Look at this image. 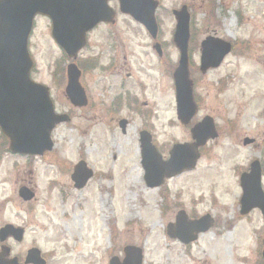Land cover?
Masks as SVG:
<instances>
[{"label":"rangeland","instance_id":"1","mask_svg":"<svg viewBox=\"0 0 264 264\" xmlns=\"http://www.w3.org/2000/svg\"><path fill=\"white\" fill-rule=\"evenodd\" d=\"M158 1L162 65L156 71L150 67L156 61L139 50L148 41L138 28L125 34L129 64L143 71L139 79L145 91L139 105L116 111L113 120L69 105L64 95L68 62L50 39L47 21L35 27L31 77L50 89L55 111L69 113L71 119L54 129V148L40 158L12 155L0 136V225L18 221L25 227L22 252L36 246L47 264H108L113 256L123 258L124 247L134 246L143 250V264H264L262 217L258 211L239 214V175L256 155L243 146V138L260 137L264 131V0ZM183 4H191L189 70L197 106L187 125L176 118L172 80L179 53L172 41L171 10ZM109 5L118 22L130 21L118 12L117 0ZM208 36L229 41L233 51L219 68L201 75L199 45ZM101 80L88 87L99 99L108 83ZM205 117L213 119L219 134L200 149L195 170L159 189L147 188L139 133L151 132L166 155L173 143L190 140V127ZM120 119L128 121L125 133ZM79 160L94 175L83 190L74 189L70 180ZM23 185L35 192L30 204L18 198L17 186ZM179 211L189 219L210 215L213 228L182 246L166 236Z\"/></svg>","mask_w":264,"mask_h":264},{"label":"water","instance_id":"2","mask_svg":"<svg viewBox=\"0 0 264 264\" xmlns=\"http://www.w3.org/2000/svg\"><path fill=\"white\" fill-rule=\"evenodd\" d=\"M118 2L121 13L143 24L155 37L157 26L154 13L157 3L154 0ZM37 14L52 19V36L55 42L68 58L74 60L84 46L85 33L98 22L113 18L106 0H0V130L9 139L11 153L30 156H42L51 151L52 131L57 125L69 121L66 115L54 113L48 89L30 79L33 62L27 45L33 18ZM70 14L72 18H69ZM173 14L177 23L173 42L180 53L178 67L173 74L177 117L181 123L188 124L196 110L192 99V83L188 79L189 15L185 7ZM81 15L84 18L77 24ZM230 50L229 43L213 37L206 38L201 43L200 71L205 73L211 68L219 67ZM66 77V97L73 106L81 107L85 104V98L79 86L80 72L75 64L67 66ZM125 126V121L120 122L122 132L125 131ZM191 134L194 143L191 146L174 145L165 162L153 147L150 135L145 132L140 134L141 165L148 188H157L165 178L180 175L196 166L198 148L205 145L208 139L216 137L212 120L203 119L191 130ZM248 142L245 140L244 144ZM91 176V170L81 161L74 167L71 179L79 189ZM240 185L243 191L240 214L245 215L253 209H259L264 220V193L261 190V171L257 162L251 164L250 173L241 176ZM20 197L29 201L33 198V193L23 188L20 190ZM211 227L212 220L208 215L191 222L184 212H179L175 224L168 225L167 235L188 245ZM3 231L14 233L10 226ZM21 232L20 230L19 236ZM29 256L34 259L33 264H45L38 250L29 251ZM109 264H142L141 251L135 247H126L123 261L113 258Z\"/></svg>","mask_w":264,"mask_h":264},{"label":"flooded vegetation","instance_id":"3","mask_svg":"<svg viewBox=\"0 0 264 264\" xmlns=\"http://www.w3.org/2000/svg\"><path fill=\"white\" fill-rule=\"evenodd\" d=\"M111 1L112 0H110V3ZM184 5L187 6L191 16V4H183L182 6ZM71 15L72 14L69 15V18H72ZM83 18L84 16L81 15V18L77 20V24L82 21ZM40 20L47 21L51 39L53 29L52 19L37 16L34 23L35 27ZM157 24L158 34L155 40L149 37L142 26L131 20L121 23L116 20L113 22H102L85 34V46L79 54L77 65L81 72L80 84L87 98V103H85V107L80 109V111H90V109H93L90 111L91 113L100 111L103 116H110V119L113 120L115 119L116 111L130 110L135 105H139V99L145 91L142 79H139V74L143 73V71L138 69L133 70L129 64L128 57L132 56V54H130L125 34H128L133 27L141 31V34L145 36L148 42L145 48L140 46L139 50L145 49L148 51L144 57H147V60H150L151 57V60L156 61L150 65L153 71H156L162 65L163 58V54L159 53L160 47L163 50V44L161 42L160 25L159 23ZM120 25L123 27H119ZM136 33L140 34L138 32ZM102 78L106 79L108 83L101 87L100 93L102 94V99H99L91 93L88 87L92 81L101 83ZM141 105L145 108L148 107L146 101ZM251 140V145L248 147H251L255 151V158L260 162L264 178L263 154L261 155V149H264V135L262 134L260 137L251 138ZM186 144L191 145V127L190 140H188ZM163 159H167L164 154ZM172 180H167L165 184H168ZM17 187L19 190L20 187ZM25 187L28 186L25 185ZM8 224L13 225L15 228H25L24 226H20L17 221L3 223L0 225V229ZM7 235L9 234H5L4 238L2 240L0 239V264H24V259L28 250L23 254L22 249H25L21 246L23 241L21 242ZM31 248L33 247H28L26 249Z\"/></svg>","mask_w":264,"mask_h":264}]
</instances>
